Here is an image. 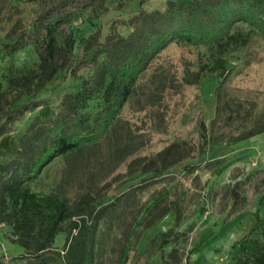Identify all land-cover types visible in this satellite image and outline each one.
<instances>
[{"label":"rangeland","instance_id":"obj_1","mask_svg":"<svg viewBox=\"0 0 264 264\" xmlns=\"http://www.w3.org/2000/svg\"><path fill=\"white\" fill-rule=\"evenodd\" d=\"M253 3L104 0L61 25L59 58L72 65L37 90V80L26 79L39 72L34 47L14 51L11 45L33 29L40 5L0 0V127L6 128L0 179L10 176L14 162L30 158L45 138L43 126L60 114L72 126H93L104 104L96 99L75 112L83 80L95 85L108 76L129 46L146 43L147 30H160L174 6L184 7L198 27L225 14L227 37L169 43L150 59L107 133L56 157L29 186L72 209L85 208V218L115 204L90 238L93 264H249V242L264 244V36L236 18ZM259 4L264 19V0ZM236 33L243 35L238 43L229 39ZM219 56L232 70L208 68L198 77ZM35 101L43 105L9 118ZM78 232L67 223L54 246L65 251ZM24 252L11 241V228L1 225V264H25Z\"/></svg>","mask_w":264,"mask_h":264},{"label":"trees","instance_id":"obj_2","mask_svg":"<svg viewBox=\"0 0 264 264\" xmlns=\"http://www.w3.org/2000/svg\"><path fill=\"white\" fill-rule=\"evenodd\" d=\"M261 0H253L254 9L237 16L236 20L247 21L264 36V19L260 15ZM40 12L32 30L21 34L11 45L12 50H21L32 45L40 59L39 72L26 77L28 82L36 81V89H42L61 70L70 65L60 61L57 32L62 24L72 20L90 7L102 6L104 0H36ZM229 17L219 16L205 27L190 24L187 10L174 6L164 21L159 22L160 30H147L148 40L143 46H129L115 68L95 85L83 80V88L75 96L76 113L87 110L91 102L102 99L93 126L77 123L72 126L62 114L43 126L42 142L35 144L29 159L14 162L10 176L0 179V226L11 228V241L20 244L25 252L19 256L25 264H93V248L90 238L95 233L98 222L115 204H108L95 215L85 218V208L72 209L69 204L55 194H39L29 183L35 180L43 168L56 157L64 155L80 146L101 139L114 122L150 59L174 40L201 45L218 41L229 35ZM228 24V25H227ZM229 39L240 42L243 35L231 34ZM71 42L69 37L67 44ZM209 68L210 71L230 72L225 58L217 57L212 65H203L198 77ZM71 71L76 76V66ZM31 79V80H30ZM22 84V83H21ZM24 85V84H22ZM43 105L42 101L26 103L13 110L9 118L23 114L29 109ZM59 128V129H58ZM6 128L0 127V135ZM75 216H83L75 221ZM72 223L79 232L67 240L65 251L54 246L57 236L65 231V225ZM245 258L249 264H264V244L251 240ZM1 264V262H0Z\"/></svg>","mask_w":264,"mask_h":264}]
</instances>
